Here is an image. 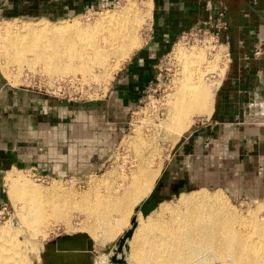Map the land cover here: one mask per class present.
I'll use <instances>...</instances> for the list:
<instances>
[{
    "label": "crops",
    "instance_id": "0c3cea01",
    "mask_svg": "<svg viewBox=\"0 0 264 264\" xmlns=\"http://www.w3.org/2000/svg\"><path fill=\"white\" fill-rule=\"evenodd\" d=\"M112 1L0 0V15L51 22ZM147 4L151 17L145 41L119 67L103 100L66 104L0 85V203L4 177L19 169L83 182L86 188L97 181L118 182L120 169L110 162L125 115L153 79L154 62L181 34L198 27L218 33L226 65L219 73L211 112L193 125L164 163L160 195L216 186L250 200L264 196V0ZM221 12L225 26L215 27ZM65 238L88 242L93 255L112 251L115 240L100 243L85 232H71ZM68 244L55 238L48 245V251L55 253L49 264H78L70 253L58 252Z\"/></svg>",
    "mask_w": 264,
    "mask_h": 264
},
{
    "label": "bare ground",
    "instance_id": "6f19581e",
    "mask_svg": "<svg viewBox=\"0 0 264 264\" xmlns=\"http://www.w3.org/2000/svg\"><path fill=\"white\" fill-rule=\"evenodd\" d=\"M147 8L148 12H140L136 7H129L123 17L111 12L102 14L99 22L87 28L76 22L50 25L46 21H40L15 33L10 25H5L0 29V61L30 67L39 63L47 68L50 63H54L63 70L81 71L83 74H92L93 67H100L104 70V79L109 80L114 70L119 68L120 62L129 58L141 46L139 29L149 18V6ZM79 43H83V47ZM201 57L203 53L183 55L182 66L176 75V91L170 99L172 106L169 124L172 127L168 126L178 133H175L178 137L191 127L192 116L202 114L205 110L207 91L202 80ZM143 139L124 144L133 146L139 155L158 149L156 139ZM139 164L129 176H124V181H121L124 183L123 192L116 196L107 195L106 200H98V196H95L97 202L94 201V205L87 197L88 193L79 196L81 202L82 199H88L86 203L82 202L85 205L81 204L80 208L93 216L95 225L90 228L92 231L96 232L100 227L107 237H112L114 228L124 230L130 223L131 218H126L131 215L132 207L153 191L162 163L159 162L156 167ZM7 184L19 218L24 224L25 235L31 238L40 236L43 239L59 221L64 222L62 210L56 209V201L48 200L54 191L46 192L38 187L19 183L11 174L7 177ZM202 192H191L189 196L179 200L178 206H185L187 209L185 217L178 213V206L173 207L175 212L161 208L159 213L146 218L141 217L137 210V217L134 216L136 225L129 238L132 241L130 260L136 264H211L215 261L220 264H264V223L253 213L243 215L236 212L222 194L206 195ZM75 204L73 203V207ZM62 209L65 210L63 207ZM165 211L170 216L163 219L161 215ZM11 231L7 227L1 228L0 237L10 235ZM2 257L0 264L10 263L9 256Z\"/></svg>",
    "mask_w": 264,
    "mask_h": 264
},
{
    "label": "rangeland",
    "instance_id": "374dc122",
    "mask_svg": "<svg viewBox=\"0 0 264 264\" xmlns=\"http://www.w3.org/2000/svg\"><path fill=\"white\" fill-rule=\"evenodd\" d=\"M147 2H149V0H114L110 4L99 6L96 9L82 12L78 15L72 17L70 16L64 19L49 20L51 22L47 23L52 25L61 23L73 24L74 22H76L78 25H81V27L87 28L99 22L101 15L105 13H116L119 17H123L125 16L124 14L126 11H128L127 9L129 7H136L139 11L141 10L140 12H148L147 6L149 5L147 4ZM148 14L149 18L145 22H143L139 29V36L141 35L140 38L142 39L141 46L143 45L147 35V27L151 17L150 7ZM41 19L45 18L26 20L0 15V29H2L5 25H10L13 31L17 33L24 30L27 25L37 23ZM67 19L69 20L58 22ZM212 32L214 31L212 29H209L208 27H198L195 30L191 29L184 34H181L176 42L170 46L169 50L156 62H154L153 79L151 80L147 88L139 94L140 96L136 99L133 107L129 110L127 115H125L124 125L121 127L120 135L118 136V140H116L115 142L114 157L112 158L110 165H112L114 168L116 167L120 169V179L118 182H108V180H103L100 182L97 181V183H94V185H92L93 187L86 188L83 182H75L64 177L57 178L49 176L47 174H40L30 170L22 169L9 173L15 168L8 171L9 174H6L7 176H5L6 178L4 177V182L2 183V199L0 208L4 209L0 214V229L3 227H7L12 231L10 235L0 237V257L9 256L10 260H8V263L10 262L11 264L53 263V260L51 259L52 256H55L54 250L48 251L47 247L48 245H53L54 239L57 238L60 241H63V243H69L68 246L65 245L64 248L58 249V252H64L65 255L67 253H70V255L74 256L75 262L77 261L78 264H136L134 261L130 260L132 254L131 239H125L122 251L120 253H117L115 251V245L117 238L128 227L131 228V220L134 218V216L137 217L138 211L140 212V216L143 218H146L153 213H159L161 208H165L170 212H175L176 210H174L173 207L178 206L179 200L186 196H189L191 192L199 190L198 188L200 187L193 186L189 187L190 189H188L192 191L187 190L185 192H181L180 194L170 193L166 195L165 197L167 198L160 200V202L157 203V206L146 216H143L140 209L138 208L141 204L140 202L134 209L132 207V213H130L131 215L128 214L129 217L126 216V219L128 220L129 218H131L129 221L130 223H128L127 225V228H125L124 230L123 228H114V233L112 234V237L110 236L111 238L107 237L104 234L105 232L100 227H97L99 230L96 229V232H94L95 230L92 231L90 229L93 224L95 225V221L93 216H89V214L84 211L82 207L80 208V205L82 204L84 206V203H86V201L88 200L82 199V202H84L82 203L80 197L81 195H87L88 193L87 197L93 202L92 205H94L95 202H97V200H95L97 196L98 200L102 198L106 200L107 195L108 197L110 195L116 196L117 194L123 192L122 184L124 183H121V181L123 182L125 179L124 176H129L139 163L140 166L147 164L149 167H152L153 165V167H156L160 162V164L162 163L160 169L161 172L167 158H169L174 151H177L178 145L183 139V136L187 135V133L191 131L195 123L201 121L200 119L211 112L214 90L217 86L219 73L224 70L226 65L224 48L221 45L220 40L212 37ZM179 40H182V43L186 44V46L183 44H179L176 46V43ZM79 44L83 47V43ZM136 50H134L133 52H135ZM199 53H203V57L201 58L203 59L202 70L204 79L202 80L205 83V88L207 91V102L205 104L206 106L204 112L202 114L200 113L199 115L196 114V116L193 115L191 127L178 137L176 136L178 133L173 132L174 130L172 131V128L169 129L170 126L172 127L169 121L172 106L170 103V99L176 91V75L182 66V56H193ZM129 58L121 61L118 67H120ZM5 62V60L0 61V85L7 86L17 92H22L24 90H28L29 92H36L40 96L44 95L58 102L66 104H81L84 102L90 103L103 100L108 94L109 86H111L115 73L119 69H115L112 73V77L109 80H106L104 79V70L100 67H93L92 74H83L81 71L75 72L72 70H63L60 65L54 63H50L49 66L47 65V68L43 65H40L39 63L37 65L35 64L34 67H30L27 65L18 66L14 63L7 64ZM1 112L2 110H0V115ZM175 136L178 140H176ZM148 138L157 140H155V144H157L156 146L158 148V151L155 150L154 152H152L153 154L145 151L142 152L143 154L139 155L136 153V149L133 146L131 147L128 144H124L125 142L134 140H148ZM140 160L143 162H141ZM145 161L147 162L146 164ZM10 174L16 177L17 182L19 183H26L30 186L38 187L46 192L54 191L53 194L55 195L53 196V194H51V197H49L48 200L50 202L56 201V209L60 208V210H62L61 213H63L64 215H62L64 222L59 221L48 231L47 236H45L43 239L40 238V236L31 238L30 236L25 235V233L23 232L24 224L19 218L16 206L14 205L11 198L10 188L7 184V177ZM160 174L161 173H159L156 179L158 180L159 178L157 183L154 184L153 190L156 191V194L159 197H164L163 195H160L162 194L161 191L163 186V178L160 177ZM96 184L101 185L102 188L100 186L98 187V185ZM205 188L207 191H203L202 194H222L224 199H226L225 201L228 202V204L232 208H234L236 212H239L243 215H249L253 213V215L257 219L261 220V222L264 223V196L257 200H254V198H251L250 200L245 196L236 194L235 191L230 189L220 188L216 186H205ZM217 188L221 189V191L225 195L223 193L216 192L219 191L217 190ZM90 192L91 195H89ZM96 192H100V194ZM73 203H76L75 206L77 207H73ZM62 207L65 210H63ZM66 208L68 209L66 210ZM186 210L187 209L185 206L177 207V211L182 217L186 216ZM168 211H165L166 213L163 212L164 214L162 213L161 218H168L170 216L167 215L169 214ZM163 215H165L166 217ZM65 221L68 227H66L67 225ZM113 224H115V222ZM71 232H85L93 240H98L100 243L109 240L113 241L115 239L111 244V246L113 247L112 251L109 249L105 254L93 255L92 246L89 245L88 242H72L71 240L67 241V239L65 238V234ZM117 235L119 236L116 238ZM111 256L117 258L118 261H111ZM211 264L220 263L215 261Z\"/></svg>",
    "mask_w": 264,
    "mask_h": 264
},
{
    "label": "water",
    "instance_id": "95a60500",
    "mask_svg": "<svg viewBox=\"0 0 264 264\" xmlns=\"http://www.w3.org/2000/svg\"><path fill=\"white\" fill-rule=\"evenodd\" d=\"M167 197H162V196H158L156 194V191L153 190V192L151 194H149V196L147 198H145V200L143 202H141V204L139 205V209L142 213L143 216H146L147 214H149L156 206L157 203L160 202V200H163ZM131 228L125 230L118 238L116 241V245H115V251L117 253H120L122 251V247L124 244L125 239L131 238L132 233H133V229L135 227V218H133L131 220ZM111 261H118L117 258H115L114 256H111Z\"/></svg>",
    "mask_w": 264,
    "mask_h": 264
},
{
    "label": "built area",
    "instance_id": "2783aa9c",
    "mask_svg": "<svg viewBox=\"0 0 264 264\" xmlns=\"http://www.w3.org/2000/svg\"><path fill=\"white\" fill-rule=\"evenodd\" d=\"M222 17H223V13L221 12V13H219L218 14V19H217V22H216V24H215V27H223V26H225V22L222 20ZM196 28H193V30H195ZM212 37H214V38H217L218 39V33L217 32H212ZM219 40V39H218ZM4 208H0V214L2 213V210H3Z\"/></svg>",
    "mask_w": 264,
    "mask_h": 264
},
{
    "label": "flooded vegetation",
    "instance_id": "af4514ba",
    "mask_svg": "<svg viewBox=\"0 0 264 264\" xmlns=\"http://www.w3.org/2000/svg\"><path fill=\"white\" fill-rule=\"evenodd\" d=\"M180 43H182V40H179V41L176 43V45H178V44H180Z\"/></svg>",
    "mask_w": 264,
    "mask_h": 264
}]
</instances>
